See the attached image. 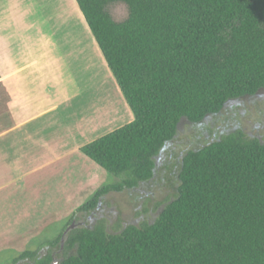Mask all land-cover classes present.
<instances>
[{
    "label": "trees",
    "instance_id": "obj_1",
    "mask_svg": "<svg viewBox=\"0 0 264 264\" xmlns=\"http://www.w3.org/2000/svg\"><path fill=\"white\" fill-rule=\"evenodd\" d=\"M75 1L134 115L81 149L122 179L118 188L152 179L183 124L264 91V0ZM116 3L126 20L109 12ZM178 176L155 221L115 234L73 229L58 264H264V141L242 131L215 138L185 152ZM53 255L23 257L53 264Z\"/></svg>",
    "mask_w": 264,
    "mask_h": 264
},
{
    "label": "rangeland",
    "instance_id": "obj_2",
    "mask_svg": "<svg viewBox=\"0 0 264 264\" xmlns=\"http://www.w3.org/2000/svg\"><path fill=\"white\" fill-rule=\"evenodd\" d=\"M108 10L119 22L129 14L124 3L112 4ZM33 21L17 2L0 0V264H35L33 258L23 257L28 251L39 256L51 252L61 260L67 251L64 245L60 252V236L73 222L75 229L101 227L111 234L130 225L152 223L178 193L185 152L237 131L264 141L261 91L229 101L219 113L200 123L183 124L156 157L153 178L135 187L118 188L122 179L85 154L59 158L77 144L131 123L134 115L131 110L130 114L119 109L120 118L108 121L104 112L107 108L114 112L109 95L110 78L114 76L105 60L99 62L92 55V40L87 33L77 40L68 32L49 34L52 41L68 47L82 41L84 58L72 56L77 51L69 48L66 64L51 62L50 56L46 61L41 58L35 67L19 63L21 53H32L28 47L44 40ZM50 77L61 96L52 105L51 101L43 102L47 92L40 85ZM77 111L84 112L79 116L89 117L84 124L74 119ZM59 118L62 120L57 125ZM64 118L69 122L64 123ZM105 187L111 188L99 198L97 206L82 211Z\"/></svg>",
    "mask_w": 264,
    "mask_h": 264
},
{
    "label": "crops",
    "instance_id": "obj_3",
    "mask_svg": "<svg viewBox=\"0 0 264 264\" xmlns=\"http://www.w3.org/2000/svg\"><path fill=\"white\" fill-rule=\"evenodd\" d=\"M13 1L18 3V8L20 10L24 11L26 9L28 17L34 18L33 23L35 24V27L39 29L37 32L42 34L44 37V40L40 42H35L33 45H30L28 47V49L33 51L32 53L31 52L21 53V55L18 58L19 63L21 64L26 63L28 64V66L33 65L35 67L36 64L37 65L39 64V62L41 61V58L48 59V56H50L51 62L59 61V62H65L66 64L68 62L67 55L69 56V53H67L66 51L69 48L74 49V51H77L75 54H72V56L76 55L75 57H78V56L80 57L81 55L82 58H84L85 52L83 51L84 47L82 45L83 43L82 41H79L78 43H76L75 41L73 43V46L68 47V45H63V44L52 41L51 38L49 37V34H56L60 32H68L69 34L73 35L75 40L80 38L81 34L87 33L89 35V38H91L92 40V44H91V50H93L92 55L99 62L100 60H105L96 40L94 39V37L92 39L91 36L93 35L75 0H13ZM32 56H35L34 60L32 59ZM36 58L38 59V62ZM47 59H45L44 61H46ZM40 66L42 67L41 71H43L45 69L44 68L45 64H43L42 62ZM34 72H36V69L34 70ZM110 79L111 80L109 84L110 86L109 95H111L110 100H111V103L113 102L111 104L112 105L111 108L113 109L114 112L112 113L111 112L112 110L110 109L111 110L110 111L109 108H107L106 112H104L108 114L107 119L109 122H110L109 119L114 120L116 117L120 118L119 109H125L129 111L131 110L129 105L126 102V99L119 85L117 84L116 79L115 78L113 79L112 77ZM47 80L46 79L43 80L42 83L40 84L42 90L44 92H47L43 102L49 103L51 101L50 104L52 105L54 101L55 102L60 101L59 98H61V96L58 90L56 89L58 87V85L56 84V81L51 79V77L49 78L48 81ZM50 98H54V99L51 100ZM83 113L78 112L76 113V116H74V119L78 121V124L79 123L84 124L87 120L86 118H89V117L83 118V116H79ZM130 114H131V111H130ZM96 116H98V114ZM61 120L62 119L59 118L56 121L57 125H60ZM69 120L70 119L68 118L67 119L64 118L63 122L66 123V122H69ZM18 122H19V119H18ZM15 130H16V127L15 128L13 127V131ZM93 141L89 140L88 142H85L83 144L82 143L77 144V146L73 150L71 151L66 150L62 154H59V158L60 156L67 157L69 155H74V154H78L82 156V154L84 153L81 151V149Z\"/></svg>",
    "mask_w": 264,
    "mask_h": 264
},
{
    "label": "water",
    "instance_id": "obj_4",
    "mask_svg": "<svg viewBox=\"0 0 264 264\" xmlns=\"http://www.w3.org/2000/svg\"><path fill=\"white\" fill-rule=\"evenodd\" d=\"M76 227H77L76 223L73 222V223H72V224H71V225H70V226L64 231V233H63V235H62V238H61V249H60V252H62L63 249H64L65 239H66L67 234H68L71 230L75 229ZM53 264H58V261H57V260H54Z\"/></svg>",
    "mask_w": 264,
    "mask_h": 264
},
{
    "label": "flooded vegetation",
    "instance_id": "obj_5",
    "mask_svg": "<svg viewBox=\"0 0 264 264\" xmlns=\"http://www.w3.org/2000/svg\"><path fill=\"white\" fill-rule=\"evenodd\" d=\"M53 257H54V260H57V259H56V255H55V254L53 255Z\"/></svg>",
    "mask_w": 264,
    "mask_h": 264
}]
</instances>
